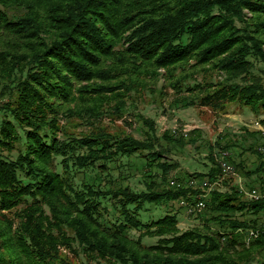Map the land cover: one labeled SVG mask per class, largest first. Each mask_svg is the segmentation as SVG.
<instances>
[{
  "label": "trees",
  "instance_id": "16d2710c",
  "mask_svg": "<svg viewBox=\"0 0 264 264\" xmlns=\"http://www.w3.org/2000/svg\"><path fill=\"white\" fill-rule=\"evenodd\" d=\"M161 68L178 94L172 105L240 101L264 113V0H0V264H264V198L245 200L238 186L212 190L201 226L181 229L173 208L140 218L147 204H196L192 181L223 174L212 158L208 172L169 179L179 165L162 157L143 114V138L102 125L105 115L124 117L132 92L156 93ZM211 71L224 79L196 80ZM76 119L88 128L69 131ZM137 154L143 190L110 173L118 157Z\"/></svg>",
  "mask_w": 264,
  "mask_h": 264
},
{
  "label": "rangeland",
  "instance_id": "374dc122",
  "mask_svg": "<svg viewBox=\"0 0 264 264\" xmlns=\"http://www.w3.org/2000/svg\"><path fill=\"white\" fill-rule=\"evenodd\" d=\"M245 12L251 14L248 9H245ZM258 67L259 69L256 71L259 72L260 70L261 72L262 66L258 65ZM224 77L223 72L214 71L206 73V76L202 74L195 76L197 81L212 80L214 82L223 80ZM194 82L195 80H191L190 84ZM155 90L156 93L148 89L140 91V94L132 92L134 100L129 101L124 117L111 118L105 115L102 125L109 132L116 135L131 133L138 138H143L145 137V131L149 130L139 118V114H143L155 121L157 135L160 138L158 148L164 150L162 157L170 162H177L179 165L177 169L170 173L169 179L182 178L187 181L192 173L208 172L214 165L212 158L219 164L224 153L228 152L227 160L235 166V172L225 174L222 170L223 181L212 190L217 189L224 192L230 190L232 186H238L244 192L245 200H250L249 193L254 190L253 188L260 189L263 192L259 178L262 174L264 176V169L261 172L262 174L253 173L250 175L247 173L249 170H257L262 162L264 164V156H260L261 153L257 152L258 146L264 143V136L261 134L264 132V122L262 121L264 113L262 110L257 112L251 106L240 101L228 102L224 109H213L199 103L189 107L172 105L178 94L172 87L168 86L164 68L160 69ZM79 124L80 120L76 119L68 122L66 126L69 131L74 133L82 132L88 128L86 125ZM166 130L171 131L174 136H185L184 143L188 141V138L195 135L197 142H188L184 146L179 143L168 142L163 137ZM253 132L259 135L252 136ZM145 161V154H137L131 158L118 157L116 161L109 164L110 173L112 177L124 184H129L134 190H143L145 189L147 173L144 167ZM154 171L158 174L160 180L161 170L155 168ZM78 177L83 178V172H80ZM107 185L109 184L107 183ZM211 192L205 198L206 200L210 197ZM103 204L113 212L111 200H103ZM178 205L176 202L172 206L147 204L146 209L141 212L140 218L145 222L158 219L173 208L172 212L178 215L181 229L207 223L205 218L209 213L206 208L202 213L205 216L203 217L199 214L190 215L183 207L180 208ZM111 212L107 216L115 219ZM257 217L264 226V211ZM245 218H256V216L247 214ZM210 226L213 230L219 231L218 224L211 223ZM134 235L137 236L138 232L134 231ZM249 238L246 240L250 241ZM144 241L149 244L155 243L157 238L147 237ZM69 257L76 259L71 253ZM262 260L264 261V259ZM259 263V261H254L250 264Z\"/></svg>",
  "mask_w": 264,
  "mask_h": 264
},
{
  "label": "built area",
  "instance_id": "2783aa9c",
  "mask_svg": "<svg viewBox=\"0 0 264 264\" xmlns=\"http://www.w3.org/2000/svg\"><path fill=\"white\" fill-rule=\"evenodd\" d=\"M255 125H258V124H255ZM261 134L262 136H264V132ZM258 152L264 155V144L258 146ZM228 155L229 153H224L223 158L220 160V164L225 174L226 173L233 174L235 172V166L231 162H229V160H227ZM222 181H223L222 176L218 178L216 181H210L209 177H206L203 181L193 180L192 183L201 185L202 192L194 196L196 198V204H191L189 201L182 198L180 201L181 206L186 210L188 214H190V206H198V212H202L206 207L205 198H207L209 192H211L213 188L217 187L220 183H222ZM253 189L257 190V197L250 198V199L260 200L264 198V193L261 192L260 189H257V188H253ZM262 259H264V253L262 254Z\"/></svg>",
  "mask_w": 264,
  "mask_h": 264
},
{
  "label": "bare ground",
  "instance_id": "6f19581e",
  "mask_svg": "<svg viewBox=\"0 0 264 264\" xmlns=\"http://www.w3.org/2000/svg\"><path fill=\"white\" fill-rule=\"evenodd\" d=\"M225 153H228V152H225ZM249 195L251 196V198L257 197V190L256 189L252 190V192L249 193ZM197 212H198V206H190V214H195Z\"/></svg>",
  "mask_w": 264,
  "mask_h": 264
}]
</instances>
